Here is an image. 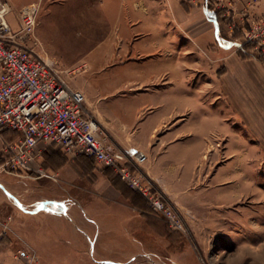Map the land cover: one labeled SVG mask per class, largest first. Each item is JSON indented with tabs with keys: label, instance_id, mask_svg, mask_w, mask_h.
Wrapping results in <instances>:
<instances>
[{
	"label": "crops",
	"instance_id": "obj_1",
	"mask_svg": "<svg viewBox=\"0 0 264 264\" xmlns=\"http://www.w3.org/2000/svg\"><path fill=\"white\" fill-rule=\"evenodd\" d=\"M6 1L12 11L7 19L17 28L15 12L30 0ZM90 3L96 4L93 9L109 30L94 39L95 44L87 52L83 83L78 88L84 94V107L100 125L110 148L128 154L143 152L146 158L136 169L161 188L167 198L178 200L184 193L186 180L193 176V167L185 161L190 133L186 129L188 119L176 115L187 109L185 101L189 93L194 94L197 89L220 92V48L238 47L240 41L220 33L214 9L207 6V0H90ZM254 7L257 11L264 10V0H254ZM93 9L89 7L90 12ZM234 63L230 68L239 77ZM229 80L224 87L238 91L237 78ZM236 98L240 99L239 95ZM177 101L184 104L178 105ZM108 118L120 120L116 125ZM13 134L10 130L0 131V163L3 141ZM38 159L55 177L0 171L3 186L0 227L2 223L8 227L0 239V264H24L15 255L21 243L38 254V264H56L50 262L51 250L44 243L53 236L47 242H53L56 249L62 243H80L79 227L84 225L81 203L87 204L83 208L88 216L92 214L103 229L120 228L127 208L145 210L146 201L139 192L90 156L70 157L51 145ZM4 188L17 195L24 206L56 195V203L53 202L56 208L23 211L5 194ZM82 190L88 193L81 198ZM65 192L72 199L66 200ZM59 208L67 209V214ZM118 233L115 236L108 233L103 239L120 244L123 233L121 230ZM119 247L117 250H121ZM113 262L122 264L118 260L107 261Z\"/></svg>",
	"mask_w": 264,
	"mask_h": 264
},
{
	"label": "rangeland",
	"instance_id": "obj_2",
	"mask_svg": "<svg viewBox=\"0 0 264 264\" xmlns=\"http://www.w3.org/2000/svg\"><path fill=\"white\" fill-rule=\"evenodd\" d=\"M238 1L208 0L210 8L220 15V33L242 42L238 47L220 48V92L197 89L189 93L187 109L176 115L188 119L185 161L193 167V176L186 180L178 200L166 198L183 217L184 229H169L165 220L146 205L142 211L125 209L126 219L119 230L117 226L103 229L92 214L88 216L83 208L87 204L81 203L84 225L79 227L80 243H62L56 249L53 242H47L54 236L48 238L43 243L51 250V263L114 264L107 263L113 259L122 264H264V63L254 61L241 49L253 51L247 36L250 25L264 17V10L257 11L254 0L240 1V6ZM27 4L36 7L35 49L56 61L64 69L66 82L78 89L83 83L88 50L95 44L94 39L109 30L93 9L96 4L91 5L90 0H30L20 8ZM232 62L238 67L239 77L230 68ZM224 70L227 72L222 73ZM235 77L240 89H226L227 78L231 82L236 81ZM194 79L196 82L197 75ZM175 93L179 94L177 90ZM180 102L177 104H184ZM108 119L116 125L120 120ZM4 191L23 211L56 208V195L24 206L17 195ZM80 193L82 198L88 192ZM65 199H72L68 192ZM59 209L67 214V209ZM120 230V244L103 239L108 233L119 235ZM106 246L112 249L106 250ZM119 246L121 250H117ZM19 250L31 252L23 243L15 253ZM34 253L31 264H38L39 256Z\"/></svg>",
	"mask_w": 264,
	"mask_h": 264
},
{
	"label": "built area",
	"instance_id": "obj_3",
	"mask_svg": "<svg viewBox=\"0 0 264 264\" xmlns=\"http://www.w3.org/2000/svg\"><path fill=\"white\" fill-rule=\"evenodd\" d=\"M208 1V0H207ZM11 8L0 0V131L13 136L3 141L0 171L25 172L55 177L39 161L42 151L56 145L66 155H86L103 167L111 168L127 186L139 192L149 210L163 218L169 229H184V219L162 189L138 169L146 158L110 148L95 118L84 107V94L72 88L62 76L56 61L35 49L36 7L27 4L17 11L18 26L7 19ZM251 24L247 40L253 52L264 57V17ZM240 41V45H241ZM66 71V70H65ZM0 227V239L7 232ZM16 257L31 264L35 253L19 250Z\"/></svg>",
	"mask_w": 264,
	"mask_h": 264
},
{
	"label": "trees",
	"instance_id": "obj_4",
	"mask_svg": "<svg viewBox=\"0 0 264 264\" xmlns=\"http://www.w3.org/2000/svg\"><path fill=\"white\" fill-rule=\"evenodd\" d=\"M209 4V2L207 1V6H211L210 4ZM214 15H215V17H216V19L218 20V22H219V25H220V18H219V13H218V11L217 10H214ZM248 48V47H247ZM246 47H245V49H244V47H242L241 49H243V51L246 53V54H248V55H250V56H252V57H256V58H258L260 61H262V62H264V57L263 56H261V55H257L255 52H253V51H251V50H249L248 49V52L246 51V49H247Z\"/></svg>",
	"mask_w": 264,
	"mask_h": 264
}]
</instances>
